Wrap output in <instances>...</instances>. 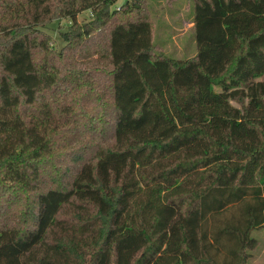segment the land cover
<instances>
[{"label":"trees","instance_id":"trees-1","mask_svg":"<svg viewBox=\"0 0 264 264\" xmlns=\"http://www.w3.org/2000/svg\"><path fill=\"white\" fill-rule=\"evenodd\" d=\"M149 1L0 0V264H248L264 227V0H192L185 60L154 45ZM63 20L58 52L46 29ZM92 40L98 66L68 73ZM87 80L84 125L64 87Z\"/></svg>","mask_w":264,"mask_h":264},{"label":"rangeland","instance_id":"rangeland-1","mask_svg":"<svg viewBox=\"0 0 264 264\" xmlns=\"http://www.w3.org/2000/svg\"><path fill=\"white\" fill-rule=\"evenodd\" d=\"M123 2H125V0H120V3ZM148 5L151 8L152 19L154 22V45L168 57L173 59L185 60L194 57L197 53V46L195 41V30L192 25V16H194L193 1L150 0ZM89 19L90 13L85 12L79 16L78 22L83 24L89 21ZM70 25L71 24L69 21L63 20L59 23L54 22L50 24L46 29V33L52 36V42L50 43V46H53L58 52H61L66 45L63 42L59 32L60 30L66 31ZM96 41L97 40H92V42H84L85 44L83 45L82 43V46L80 47H70L72 51L69 53L70 55L74 56V61L72 64L73 67L69 71H65H68V73L72 75L80 73L85 74L86 72L82 71V68H92L96 63V59H90L92 57L91 54L96 51V49L100 48L96 43L94 44ZM96 66H98V64ZM64 75L68 74L66 73ZM64 90H66V100H72L76 104H79L81 111L76 115H79L81 117V122H83L84 125H87V123H89L90 117L94 116V109H96V106L93 105L92 102L97 103L94 95H91L89 81L84 82L83 85H80V89H75L74 91L72 90L71 92L73 93L71 95L70 87H64ZM93 92L96 93L97 89L93 88ZM57 102L60 103L59 97L57 98ZM63 105L64 103L60 104L61 107H63ZM78 110L79 109L77 108L76 111ZM79 133L80 137L83 139V142L79 147H81L82 151L87 152V155H89L91 150L86 149V147L92 143V134L90 130L84 128V126L79 130ZM77 146H74L73 150H76ZM22 196L23 195L21 193L16 195L7 194V204L11 203L9 208L13 207L15 210L21 211L26 204V201L23 200L24 198L18 202L17 205H13L15 202H17V200L22 198ZM253 237L257 238L258 245L249 251L248 264H264V227L253 232Z\"/></svg>","mask_w":264,"mask_h":264},{"label":"crops","instance_id":"crops-1","mask_svg":"<svg viewBox=\"0 0 264 264\" xmlns=\"http://www.w3.org/2000/svg\"><path fill=\"white\" fill-rule=\"evenodd\" d=\"M193 25V24H192Z\"/></svg>","mask_w":264,"mask_h":264}]
</instances>
